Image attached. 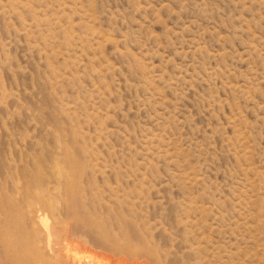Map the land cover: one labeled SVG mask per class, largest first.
<instances>
[{
	"label": "rangeland",
	"instance_id": "374dc122",
	"mask_svg": "<svg viewBox=\"0 0 264 264\" xmlns=\"http://www.w3.org/2000/svg\"><path fill=\"white\" fill-rule=\"evenodd\" d=\"M0 264H264V0H0Z\"/></svg>",
	"mask_w": 264,
	"mask_h": 264
},
{
	"label": "bare ground",
	"instance_id": "6f19581e",
	"mask_svg": "<svg viewBox=\"0 0 264 264\" xmlns=\"http://www.w3.org/2000/svg\"><path fill=\"white\" fill-rule=\"evenodd\" d=\"M76 253V252H75ZM75 255V254H74ZM73 257V256H72Z\"/></svg>",
	"mask_w": 264,
	"mask_h": 264
}]
</instances>
